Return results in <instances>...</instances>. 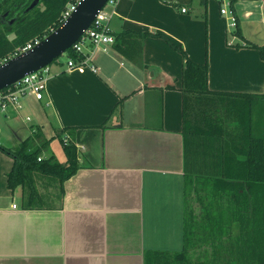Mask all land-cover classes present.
I'll use <instances>...</instances> for the list:
<instances>
[{"label":"crops","instance_id":"crops-1","mask_svg":"<svg viewBox=\"0 0 264 264\" xmlns=\"http://www.w3.org/2000/svg\"><path fill=\"white\" fill-rule=\"evenodd\" d=\"M231 3L241 38L216 0H121L115 44L96 54V73L57 61L43 100L0 109L1 146L41 134L46 158L65 164L53 143L67 139L80 165L64 194L39 178L41 203L26 207L22 188L8 187L14 160L0 150V264H148L153 253L184 251L188 216L225 215L214 186L246 184L252 140L264 135V60L246 46H264V0ZM187 60L207 64L208 92L189 95L186 116Z\"/></svg>","mask_w":264,"mask_h":264},{"label":"trees","instance_id":"trees-1","mask_svg":"<svg viewBox=\"0 0 264 264\" xmlns=\"http://www.w3.org/2000/svg\"><path fill=\"white\" fill-rule=\"evenodd\" d=\"M33 1L0 0V62L12 59L17 48H23L35 39L43 40L60 27L68 0H42L36 8L26 12ZM10 35L15 38L10 40ZM234 35L242 37L239 24ZM246 46L258 49L264 60V46L258 47L250 42ZM69 54L76 58L72 50ZM183 75L187 116L192 110L189 95L208 92V66L187 60ZM189 142L186 140L188 154ZM0 150L14 160L8 175V187L11 191L22 188L26 207L40 205L37 179L56 184L55 190L64 194L65 183L80 168L77 148L69 143H64L65 164L58 162L53 154L43 159V151H49V141L44 140L41 134H32L15 149L0 146ZM248 163L246 184L232 182L214 186L218 193L225 195L224 200L227 197L225 215L211 209L197 221L188 216L184 251L175 255L153 253L148 264H264V135L252 140ZM234 224L240 228L236 236L232 229ZM195 245L199 246L201 253L197 258L195 253H191ZM204 246L211 248L213 258L209 259L206 250L203 253Z\"/></svg>","mask_w":264,"mask_h":264},{"label":"built area","instance_id":"built-area-1","mask_svg":"<svg viewBox=\"0 0 264 264\" xmlns=\"http://www.w3.org/2000/svg\"><path fill=\"white\" fill-rule=\"evenodd\" d=\"M83 0H68V3L61 15L60 26L68 20V18L77 10L79 4ZM220 4V13L226 16L229 20L230 28L236 29L238 25L237 16L232 8L231 0H216ZM120 0H108L102 10L98 13L95 20L84 33L80 40L73 45L70 49L76 55V58L69 57L65 63L68 72L77 71L78 73H85L90 71L96 73L97 66L94 64L95 56L98 52H106L108 46L115 44V37L112 35L110 23L113 17L117 14L116 8ZM183 13H187L188 9L183 7ZM53 30L52 32H54ZM51 32V33H52ZM42 40L35 39L26 44L23 48H17L13 54V58L17 57L24 52L32 50ZM92 47L90 53H85L87 46ZM69 50V51H70ZM3 60L0 65L7 62ZM50 66H47L37 72L26 75L17 84L0 92V109L4 113L9 111L18 112L22 108V98L35 97L36 100L41 101L44 99L46 92V82L50 74ZM68 144V140H64ZM42 159L40 158L39 161ZM17 206L14 205V208Z\"/></svg>","mask_w":264,"mask_h":264},{"label":"water","instance_id":"water-1","mask_svg":"<svg viewBox=\"0 0 264 264\" xmlns=\"http://www.w3.org/2000/svg\"><path fill=\"white\" fill-rule=\"evenodd\" d=\"M41 1L34 0L26 12L36 8ZM107 1L83 0L66 22L32 50L0 65V92L17 84L26 75L52 65L69 51L89 29Z\"/></svg>","mask_w":264,"mask_h":264},{"label":"rangeland","instance_id":"rangeland-1","mask_svg":"<svg viewBox=\"0 0 264 264\" xmlns=\"http://www.w3.org/2000/svg\"><path fill=\"white\" fill-rule=\"evenodd\" d=\"M121 1V0H120ZM15 38V36L14 35H10L9 36V39L10 40H13ZM69 57H70V54H69V51H67L65 54H63L58 60H56L52 65H51V67L53 66V65H55L56 63H57V61H60V62H62V63H66L67 61H68V59H69ZM22 117H24L25 118V116H22ZM11 119H9V120H7V122L8 123H10V124H17L18 123V121H19V119L21 118V117H19V116H16V117H13V116H11L10 117ZM9 136V132H8V130H7V127H5L4 125H2V126H0V140H1V138L2 137H4V138H6V137H8ZM2 143H3V141H2ZM5 143V142H4ZM1 144V143H0ZM5 145L7 146V147H9V148H11V149H15V148H17V146L19 145H15V144H13L12 142H8V143H5ZM1 146V145H0ZM53 149H54V151H55V153H56V155L57 156H59L60 158L63 156V154H64V147H63V144H62V141L61 140H56L54 143H53ZM47 151V150H46ZM46 151H43V154H42V158L44 157V158H46V156H48V154H47V152ZM38 180V179H37ZM58 188V187H57ZM43 190H45L46 191V187L45 188H43ZM52 191V190H51ZM55 191H57V192H59V190H55ZM53 192V191H52ZM235 236H236V234H235ZM204 250H206V252L209 254V259L210 258H213L212 257V250H211V248H208V247H203V249H202V251H203V253H204ZM201 251V252H202ZM198 253V255H200L201 253L198 251L197 252ZM202 259V258H201ZM212 261H214L213 259H212ZM212 261H210V263L212 262ZM220 261V260H219ZM220 262H222V261H220ZM216 264H218V263H216Z\"/></svg>","mask_w":264,"mask_h":264},{"label":"flooded vegetation","instance_id":"flooded-vegetation-1","mask_svg":"<svg viewBox=\"0 0 264 264\" xmlns=\"http://www.w3.org/2000/svg\"><path fill=\"white\" fill-rule=\"evenodd\" d=\"M13 21V20H10V22Z\"/></svg>","mask_w":264,"mask_h":264}]
</instances>
